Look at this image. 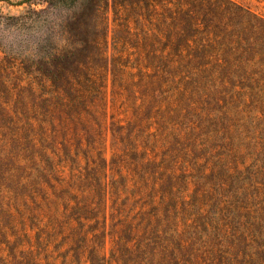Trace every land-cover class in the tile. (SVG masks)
<instances>
[{
	"label": "trees",
	"instance_id": "obj_1",
	"mask_svg": "<svg viewBox=\"0 0 264 264\" xmlns=\"http://www.w3.org/2000/svg\"><path fill=\"white\" fill-rule=\"evenodd\" d=\"M0 1V264H264V17Z\"/></svg>",
	"mask_w": 264,
	"mask_h": 264
},
{
	"label": "rangeland",
	"instance_id": "obj_2",
	"mask_svg": "<svg viewBox=\"0 0 264 264\" xmlns=\"http://www.w3.org/2000/svg\"><path fill=\"white\" fill-rule=\"evenodd\" d=\"M251 9L254 13L264 17V0H235ZM40 8V6L38 7ZM27 9V5H13L7 1H0V16H17Z\"/></svg>",
	"mask_w": 264,
	"mask_h": 264
}]
</instances>
